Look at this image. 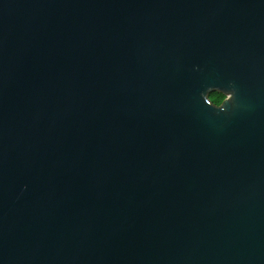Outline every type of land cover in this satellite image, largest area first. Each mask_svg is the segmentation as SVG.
Listing matches in <instances>:
<instances>
[{"label":"water","instance_id":"1","mask_svg":"<svg viewBox=\"0 0 264 264\" xmlns=\"http://www.w3.org/2000/svg\"><path fill=\"white\" fill-rule=\"evenodd\" d=\"M0 264H264V0H0Z\"/></svg>","mask_w":264,"mask_h":264},{"label":"trees","instance_id":"2","mask_svg":"<svg viewBox=\"0 0 264 264\" xmlns=\"http://www.w3.org/2000/svg\"><path fill=\"white\" fill-rule=\"evenodd\" d=\"M209 100L215 106H220L225 100L224 95L220 93H213L209 96Z\"/></svg>","mask_w":264,"mask_h":264},{"label":"rangeland","instance_id":"3","mask_svg":"<svg viewBox=\"0 0 264 264\" xmlns=\"http://www.w3.org/2000/svg\"><path fill=\"white\" fill-rule=\"evenodd\" d=\"M224 98L226 99L227 97L224 95Z\"/></svg>","mask_w":264,"mask_h":264}]
</instances>
